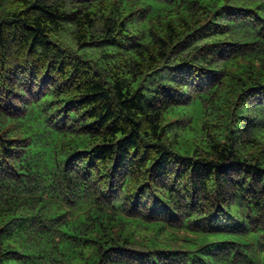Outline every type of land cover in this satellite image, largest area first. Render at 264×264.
Returning a JSON list of instances; mask_svg holds the SVG:
<instances>
[{"label":"trees","instance_id":"1","mask_svg":"<svg viewBox=\"0 0 264 264\" xmlns=\"http://www.w3.org/2000/svg\"><path fill=\"white\" fill-rule=\"evenodd\" d=\"M0 264H264V0H0Z\"/></svg>","mask_w":264,"mask_h":264}]
</instances>
